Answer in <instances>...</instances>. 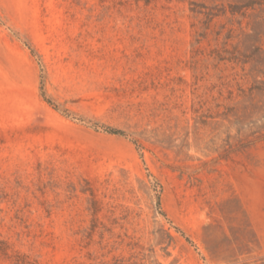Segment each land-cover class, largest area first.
<instances>
[{
    "label": "rangeland",
    "instance_id": "1",
    "mask_svg": "<svg viewBox=\"0 0 264 264\" xmlns=\"http://www.w3.org/2000/svg\"><path fill=\"white\" fill-rule=\"evenodd\" d=\"M0 264H264V0H0Z\"/></svg>",
    "mask_w": 264,
    "mask_h": 264
},
{
    "label": "trees",
    "instance_id": "2",
    "mask_svg": "<svg viewBox=\"0 0 264 264\" xmlns=\"http://www.w3.org/2000/svg\"><path fill=\"white\" fill-rule=\"evenodd\" d=\"M105 131H107L108 133H111V134H120V135L123 134L120 130L113 129V128H106Z\"/></svg>",
    "mask_w": 264,
    "mask_h": 264
}]
</instances>
